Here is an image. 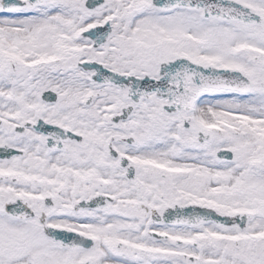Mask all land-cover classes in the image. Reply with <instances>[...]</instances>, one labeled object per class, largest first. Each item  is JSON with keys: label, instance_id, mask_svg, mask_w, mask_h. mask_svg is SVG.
Segmentation results:
<instances>
[{"label": "snow or ice", "instance_id": "1", "mask_svg": "<svg viewBox=\"0 0 264 264\" xmlns=\"http://www.w3.org/2000/svg\"><path fill=\"white\" fill-rule=\"evenodd\" d=\"M0 264H264V0H0Z\"/></svg>", "mask_w": 264, "mask_h": 264}]
</instances>
